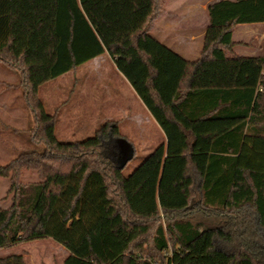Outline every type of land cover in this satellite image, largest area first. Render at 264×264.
Here are the masks:
<instances>
[{"label": "trees", "instance_id": "1", "mask_svg": "<svg viewBox=\"0 0 264 264\" xmlns=\"http://www.w3.org/2000/svg\"><path fill=\"white\" fill-rule=\"evenodd\" d=\"M164 1L0 0V61L20 73L43 144L0 167L13 193L0 250L51 238L63 264H264V55L233 51L237 26L264 23V0L209 4L196 59L152 34ZM104 54L166 136L129 175L117 122L61 141L39 97Z\"/></svg>", "mask_w": 264, "mask_h": 264}, {"label": "rangeland", "instance_id": "2", "mask_svg": "<svg viewBox=\"0 0 264 264\" xmlns=\"http://www.w3.org/2000/svg\"><path fill=\"white\" fill-rule=\"evenodd\" d=\"M211 1L214 0H165L163 13L157 19H164L168 24L174 22L180 32L157 31L153 35L187 59L200 57L204 45L203 35H200L205 26L204 6ZM194 26L196 30L187 32ZM189 33L199 36L188 38ZM247 33L245 39H240L239 27L235 28L233 51L264 55V27ZM115 72L114 60L106 54V58L101 57L93 64H84L45 82L38 92L44 108L56 115V136L61 141L82 140L93 136L107 119L119 120L122 134L133 142L134 155L123 166L124 173L129 175L166 136L156 121L141 123L135 117L138 115H133L139 112L143 116L145 109L135 89L128 88L127 82ZM20 81V73L0 61V167L12 163L23 152L43 146L31 138L36 124ZM119 143L118 149H122L123 160H126L130 145L123 140ZM21 173L23 181L39 179L33 168H22ZM10 183V177L0 175V207L11 203ZM195 197L198 198V194ZM18 253L24 255L27 264H63L68 255L62 245L50 238L2 248L0 257Z\"/></svg>", "mask_w": 264, "mask_h": 264}, {"label": "crops", "instance_id": "3", "mask_svg": "<svg viewBox=\"0 0 264 264\" xmlns=\"http://www.w3.org/2000/svg\"><path fill=\"white\" fill-rule=\"evenodd\" d=\"M218 1H220V0H214V1H211V2H208V3H206V5L204 6V16H205V26H204V28L202 29V34H200V35H204V32H205V29H206V27L209 25V13H208V5L209 4H212V3H214V2H218ZM194 9L195 8H192V12H194ZM154 26L152 27V29H151V32H152V34L153 33H155V32H159V33H163V34H172L173 32H180L179 30H178V27H176V24L173 22L172 24H168L164 19H157L154 23ZM239 35H240V39H245V36L248 34L247 32H250V31H253V29H255L256 27H264V23L263 22H257V23H253V24H240L239 26ZM197 29V27L196 26H194V28H189L188 30H187V32H189V31H193V30H196ZM199 36V34L198 33H189V35H187L186 37H193V38H195V37H198ZM244 54V53H243ZM245 54H254L253 53V51L251 52V53H245ZM101 57H104V58H106V54H104V55H101V56H98V57H95L92 61H89V62H87V63H85L86 65H88V64H93L95 61H97V60H99ZM117 75H118V77H122L123 79H124V81L125 82H127V86H129L128 88H132V86H131V84L129 83V81L124 77V75L122 74V73H120L119 72V70L117 69V72H115ZM133 89V88H132ZM141 106H142V108H144L145 109V111H144V113H143V116L141 115L140 116V113L139 112H134V114L133 115H138V116H135L137 119H138V121H141V123L142 122H144V121H146V122H150V123H154V121H155V119H154V117L152 116V114L150 113V111L147 109V107L141 102V104H140ZM134 117V116H133ZM107 119V118H106ZM144 120V121H143ZM111 121H113V122H117L118 123V126H119V133L124 137V138H128L129 136H127V135H123L122 134V129H121V123L120 122H118L119 120H115L114 118H111V119H107L106 121H105V123H108V122H111ZM157 122V121H156ZM105 123H103V124H105ZM158 123V122H157ZM159 125V127L161 128V126H160V124H158ZM128 131V130H127ZM165 134V133H164Z\"/></svg>", "mask_w": 264, "mask_h": 264}, {"label": "water", "instance_id": "4", "mask_svg": "<svg viewBox=\"0 0 264 264\" xmlns=\"http://www.w3.org/2000/svg\"><path fill=\"white\" fill-rule=\"evenodd\" d=\"M130 148H131V150H130V152H129L130 155L128 156V158H127L126 160H124V161L122 162L121 167H123V166L125 165V163L128 162V159L132 158L133 155H134V153H133V148H132V147H130Z\"/></svg>", "mask_w": 264, "mask_h": 264}]
</instances>
